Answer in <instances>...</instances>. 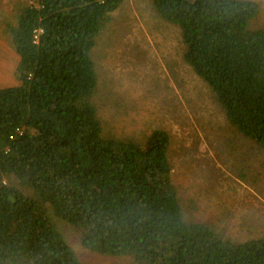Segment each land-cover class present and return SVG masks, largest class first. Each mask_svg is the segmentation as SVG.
I'll return each instance as SVG.
<instances>
[{"label": "trees", "instance_id": "obj_1", "mask_svg": "<svg viewBox=\"0 0 264 264\" xmlns=\"http://www.w3.org/2000/svg\"><path fill=\"white\" fill-rule=\"evenodd\" d=\"M123 1L34 0L6 24L18 61L15 84L0 88V264H83L53 217L79 233L85 250L133 264H264V238L235 242L185 219L166 131L143 143L103 136L91 51ZM152 4L179 27L183 61L229 127L263 152L264 27L250 29L256 2Z\"/></svg>", "mask_w": 264, "mask_h": 264}, {"label": "rangeland", "instance_id": "obj_2", "mask_svg": "<svg viewBox=\"0 0 264 264\" xmlns=\"http://www.w3.org/2000/svg\"><path fill=\"white\" fill-rule=\"evenodd\" d=\"M251 1L259 13L250 29L263 28L264 0ZM29 3L0 0V88L15 84L18 61L6 24ZM184 50L179 27L162 20L152 0L122 2L91 51L103 136L143 143L153 130L166 131L185 219L235 242L264 238V151L229 127L213 92L184 63ZM53 219L83 264H133L85 250L75 229Z\"/></svg>", "mask_w": 264, "mask_h": 264}, {"label": "built area", "instance_id": "obj_3", "mask_svg": "<svg viewBox=\"0 0 264 264\" xmlns=\"http://www.w3.org/2000/svg\"><path fill=\"white\" fill-rule=\"evenodd\" d=\"M30 1H34V0H30ZM34 38H35V40H37V38H38V33H35Z\"/></svg>", "mask_w": 264, "mask_h": 264}]
</instances>
